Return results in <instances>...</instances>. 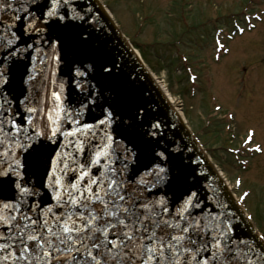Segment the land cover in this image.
<instances>
[{"label": "snow or ice", "instance_id": "obj_1", "mask_svg": "<svg viewBox=\"0 0 264 264\" xmlns=\"http://www.w3.org/2000/svg\"><path fill=\"white\" fill-rule=\"evenodd\" d=\"M91 13L76 0H0V264H264V234L250 235V224L237 234L242 218L219 185H204L201 197L205 172L187 170L178 158L183 149L165 138L158 120L139 131L148 146L145 163L136 144L114 137V124L148 121L142 108L124 121L111 103H97L105 94L89 84L94 65L73 62L79 107L66 106L63 83L44 99L10 97L12 66L26 55L38 59L32 50L55 49L64 30L91 25ZM89 35L76 33L81 43ZM93 106L102 118L89 123ZM253 135L250 129L245 145ZM37 142L47 149V166L33 183L25 170Z\"/></svg>", "mask_w": 264, "mask_h": 264}, {"label": "rangeland", "instance_id": "obj_2", "mask_svg": "<svg viewBox=\"0 0 264 264\" xmlns=\"http://www.w3.org/2000/svg\"><path fill=\"white\" fill-rule=\"evenodd\" d=\"M100 1L264 234V0Z\"/></svg>", "mask_w": 264, "mask_h": 264}, {"label": "water", "instance_id": "obj_3", "mask_svg": "<svg viewBox=\"0 0 264 264\" xmlns=\"http://www.w3.org/2000/svg\"><path fill=\"white\" fill-rule=\"evenodd\" d=\"M76 2L91 8L92 13L89 17L92 21L91 25L83 24L82 28L64 30L63 43H57L55 49L45 45L39 53L32 50L31 55L38 56V59L33 60L31 56L26 55L12 66L7 86L10 97L22 98L21 93L23 92L30 96L39 93L38 99H44L50 97L52 90H59L60 83H63L62 95L66 99V106L79 107L75 102L81 98L80 92L72 83L73 62L94 65L95 70L89 73V84L95 85L97 91L105 94L103 97H97V103L103 107L111 103L124 121H129L132 113L142 108L145 113L144 119L148 121L144 125L131 121L135 124L134 128L114 124L113 128L116 129L113 132L114 137L123 143L132 141L136 144L140 153V162L145 163L148 146L141 139L139 131L141 128L146 129L154 120H158L162 125L161 131L165 138L176 142L183 149L178 158L186 165L187 170L195 169L197 173L205 172V177L199 181L201 197H205L204 185L209 184L211 187L219 185L218 190L225 192L224 199L229 201L232 211L242 218L237 234H241L246 224L251 225L248 230L250 235L257 234L252 223L247 220L242 209L230 195L209 158L200 150L184 122L172 109L159 87L154 84L148 69L138 58L102 4L98 0H76ZM3 15L11 16V12ZM5 23L8 21L5 20ZM19 27L18 23L17 28ZM82 29H88L90 32L84 43H81L76 36V33ZM52 56L59 59L52 60ZM41 59L44 60L43 64L40 62ZM102 65L111 68V74H105L102 71ZM29 75H32L34 79L25 83ZM14 102L16 107H22L18 104V99H14ZM101 112V107L93 106L85 119L89 123H95L96 120L102 118ZM65 127H75V125L66 124ZM43 143L47 145V149L56 147L48 141ZM39 144L40 142H37L38 150L26 160L25 178L33 183L47 166L45 160L47 149L40 148Z\"/></svg>", "mask_w": 264, "mask_h": 264}, {"label": "bare ground", "instance_id": "obj_4", "mask_svg": "<svg viewBox=\"0 0 264 264\" xmlns=\"http://www.w3.org/2000/svg\"><path fill=\"white\" fill-rule=\"evenodd\" d=\"M136 53L138 54V56L140 57V54H139V52L138 51H136ZM154 84L155 85H157L158 86V84H156V82L154 81ZM159 87V89L161 90V88H160V86H158ZM166 98V97H165ZM169 100V101H167L169 104H170V106H172V104H171V100L167 97L166 98V100ZM173 109V108H172ZM174 110V109H173ZM175 111V110H174ZM227 190H228V188H227ZM230 195L233 197V193H232V191H230Z\"/></svg>", "mask_w": 264, "mask_h": 264}, {"label": "trees", "instance_id": "obj_5", "mask_svg": "<svg viewBox=\"0 0 264 264\" xmlns=\"http://www.w3.org/2000/svg\"><path fill=\"white\" fill-rule=\"evenodd\" d=\"M140 54H141L143 60H145V54H144V51H140Z\"/></svg>", "mask_w": 264, "mask_h": 264}]
</instances>
